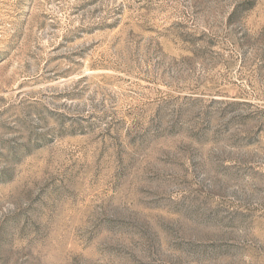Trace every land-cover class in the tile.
I'll return each instance as SVG.
<instances>
[{"label":"rangeland","instance_id":"374dc122","mask_svg":"<svg viewBox=\"0 0 264 264\" xmlns=\"http://www.w3.org/2000/svg\"><path fill=\"white\" fill-rule=\"evenodd\" d=\"M0 264H264V0H0Z\"/></svg>","mask_w":264,"mask_h":264}]
</instances>
